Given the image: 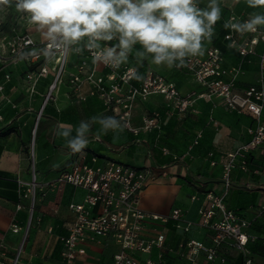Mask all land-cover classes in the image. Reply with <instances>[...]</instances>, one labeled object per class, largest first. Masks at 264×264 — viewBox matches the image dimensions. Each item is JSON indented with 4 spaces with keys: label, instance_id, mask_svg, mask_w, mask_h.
<instances>
[{
    "label": "crops",
    "instance_id": "1",
    "mask_svg": "<svg viewBox=\"0 0 264 264\" xmlns=\"http://www.w3.org/2000/svg\"><path fill=\"white\" fill-rule=\"evenodd\" d=\"M218 2L222 17L215 25L213 37L203 41V48L215 46L223 54L224 66H239L240 71L234 74L235 84L244 88L257 80L261 48L257 46L255 53L243 61L223 38L229 30L224 25L231 11L251 16L264 14V7L251 8L247 0ZM207 4L208 0H200V8H205ZM248 37V32L238 34L241 42ZM136 50L142 49L136 45ZM35 57L21 59L13 54L0 53V234L7 247V257L0 259L2 264H11L10 259L28 221L29 199L21 197L22 188H19L17 180L30 179L27 155L30 141H33L37 180L42 188L37 191L33 219L17 264H64L61 237L68 233L74 219L68 206L71 202L82 201L85 190L68 183L45 185L56 178L58 170L66 167L71 157L64 138L55 135L54 130L58 124L71 125L75 129L81 120L92 116H114L118 119L106 109L99 96L88 94L89 83L85 82L80 91L71 89L69 83L64 85L66 78L75 71V65L85 57L84 54L72 52L66 57L61 75L64 82L62 80L56 89L65 97L86 94L79 102L45 99L54 72L50 70L42 76L39 71L28 69L25 65L33 63ZM132 61L129 55L127 63ZM140 63L139 70L152 68L173 80L182 94L199 89L182 69L154 64L150 55L142 62L137 58L130 64ZM106 72V68L97 64L95 74ZM35 76L38 78L33 84ZM219 101L216 97L195 98L193 111L178 114L166 104L161 94H151L147 99L135 102L130 121L133 127L139 128L144 116L158 112L159 128H141L132 133L124 127L105 133L100 130L99 123H95L89 133L87 153L89 156L96 154L99 162L115 159L134 166H151L158 171L156 179L140 195L141 208L162 216L179 208L183 213V222L192 223L187 231L176 227L175 221L170 218L163 225H146L143 233L147 237L154 236L157 229L165 233L163 246L153 247L149 254L154 259H160V264H202L205 261L204 252L195 261L188 260L186 249L180 248L179 242L196 239L207 246L212 245L214 230L198 225L199 210L206 202L208 191L215 194L225 192L227 207L249 221L246 229L247 253L220 244L215 264H244L246 256L251 258L250 264H264V150L258 148L247 154L244 170L237 161L231 172V184L225 189L222 165L227 161L229 152L249 139L246 130L255 121L248 113L226 110ZM197 133L201 136L194 144ZM72 135H75L74 130ZM37 163L41 167L38 168ZM18 202L23 204L22 209H16ZM12 223L21 227L18 232L9 229ZM84 247L86 253L76 264H111L113 254L119 249L117 242L111 238L87 239Z\"/></svg>",
    "mask_w": 264,
    "mask_h": 264
},
{
    "label": "built area",
    "instance_id": "2",
    "mask_svg": "<svg viewBox=\"0 0 264 264\" xmlns=\"http://www.w3.org/2000/svg\"><path fill=\"white\" fill-rule=\"evenodd\" d=\"M199 7H201L200 3ZM249 18L250 16L231 11L226 22L232 20L242 23ZM228 29L224 39L239 53L243 61L248 55L255 53L257 46L261 48L257 80L244 88H239L235 84L234 74L240 71L239 66H224L221 50L215 46H208L203 48L202 55L185 57L182 64L175 66L192 77L199 87L197 91L182 94L173 80L152 68L141 71L137 65L130 63L122 64L115 69L101 64L107 72L95 74V68L99 63L93 62L91 52L86 49L85 57L78 61L75 71L71 74L72 89L80 91L85 82L89 83L91 88L88 94L99 96L106 109L123 121L124 127L132 133H137L141 128L152 130L160 127L158 112L144 116L142 126L139 128L131 125L130 117L135 102L145 100L151 94H161L166 104L178 114L193 111L195 98L216 97L226 110L252 115L255 123L248 126L246 130L249 139L229 152L227 161L222 165V179L226 189L231 184V172L237 165V161L240 168L244 170L247 166V154L258 148L264 150V25L258 26L254 32H248L249 37L242 42L238 39L239 32ZM32 43V39L28 36L22 37L10 44L11 52L16 54ZM46 43L47 41L44 47ZM101 43L111 46L108 42ZM66 57L67 55H60V67L49 90L60 81ZM46 73V67H42L39 71V75ZM137 73L142 76V79L134 78ZM1 88L2 85H0ZM80 97L84 99L85 96ZM49 98L50 92L46 95V99ZM213 105L215 106L216 103ZM200 136L201 134L197 133L194 144L198 142ZM69 152L71 153L69 164L58 170L53 181L45 184L53 186L56 183H68L85 190L82 201L71 202L68 206L74 214V219L69 225L68 233L61 237V257L64 264H76V261L86 253L84 242L92 238H111L117 242L119 249L113 254L111 264H160V259H154L149 254L153 247L163 246L165 233L162 229L156 228L155 235L147 237L143 233L146 225L149 223L163 225L170 218L175 221L176 227L187 231L192 223L183 222V213L179 208H174L168 215L162 216L140 207V195L146 186L156 179L158 171L151 166H134L115 159H104L99 162L97 155L89 156L86 148L79 153H73L71 150ZM29 154L30 179L17 180L19 188H22L21 197L29 199L28 221L10 259L11 264H17L19 261L33 219L37 191L42 188L37 180L33 146L29 149ZM224 193L215 194L208 191L205 194L206 202L199 210L198 225L209 226L215 232L212 245L207 246L196 239L179 242V247L186 249V257L191 262L204 252L205 261L202 264H215L217 247L220 244L247 253L246 229L249 221L227 207L224 202ZM23 207L22 203H16L17 210ZM20 228L15 223L9 227L12 232H18ZM6 257L7 247L0 234V259ZM0 263L2 264L3 261L0 260ZM250 263L251 258L246 256L244 264Z\"/></svg>",
    "mask_w": 264,
    "mask_h": 264
},
{
    "label": "clouds",
    "instance_id": "3",
    "mask_svg": "<svg viewBox=\"0 0 264 264\" xmlns=\"http://www.w3.org/2000/svg\"><path fill=\"white\" fill-rule=\"evenodd\" d=\"M200 0H0V11L14 5L18 13L27 14L46 46L21 52L20 58L43 55L53 59L72 52H91L94 63L119 68L128 62L136 45V57L142 62L150 55L157 65L179 66L188 56L203 54V41L210 40L215 25L222 17L218 0H208L205 8ZM251 8L264 7V0H247ZM264 25V14H253L247 21L225 23L241 34L254 32ZM116 41L114 45L106 43ZM135 79H142L138 73ZM101 131L122 130L124 122L114 116H92L71 125L58 124L55 135L64 138L73 152L88 145L92 125ZM73 130L75 135H72Z\"/></svg>",
    "mask_w": 264,
    "mask_h": 264
},
{
    "label": "rangeland",
    "instance_id": "4",
    "mask_svg": "<svg viewBox=\"0 0 264 264\" xmlns=\"http://www.w3.org/2000/svg\"><path fill=\"white\" fill-rule=\"evenodd\" d=\"M25 36H28L29 38H31L33 43L31 45L23 47L16 54L12 53L11 48H10V44L13 41H18L22 37H25ZM45 42H46V40L44 39L42 34L36 30V27L34 25H32L28 22L27 14L18 13L16 11L14 5H12L10 7H6L5 11H0V53L1 52L3 54L8 53V54H13L17 57H20L21 52L31 51L32 49L39 50V49L43 48ZM111 42L113 44L116 43L115 40L111 41ZM108 43H110V42H108ZM138 46H140V45H138ZM135 53L136 52L133 49V52L130 54V57L132 58V60L137 59ZM70 54H68L67 56H69ZM83 54L86 55L85 50H84ZM59 57H60V55H57L55 58L49 60V59H46L43 55H38L35 57V61H33V63L31 62L30 65L27 64L25 66L28 69H34L36 71H40L42 67H46L47 72H49L50 70L53 71L54 76H53L52 81L50 82V84H53L55 74L59 70V67H60V58ZM65 65H66V62H65ZM64 67L65 66H63V68ZM61 75H62V72H61ZM61 75H60V81L56 82V86L53 89L49 90V86H50V84H49V86H48V92H50V98L49 99L59 100V101L60 100H73V101L75 100V102H77V101L79 102L80 100H82V98L80 96H86V94L79 93L80 94L79 96H77L76 94L75 95L73 94L72 96L65 97L64 95H62V93L59 90H56L57 86L59 84H61V81L63 80L61 78ZM63 75H64V73H63ZM42 76H45V75H42ZM37 78H38V76H35L34 79L33 78H29V79L30 80L33 79V84H34L36 82ZM70 80H71V75L68 78H66V80H65L66 83H64V85L69 83L71 86V89H72V84H71ZM63 82H64V80H63ZM178 89H179V87H178ZM28 146H29L28 148L30 149L31 146H33V141H30V145H28ZM27 155L29 157V155H30L29 152ZM37 167L38 168L41 167V164L37 163Z\"/></svg>",
    "mask_w": 264,
    "mask_h": 264
},
{
    "label": "trees",
    "instance_id": "5",
    "mask_svg": "<svg viewBox=\"0 0 264 264\" xmlns=\"http://www.w3.org/2000/svg\"><path fill=\"white\" fill-rule=\"evenodd\" d=\"M223 38H224V35H223ZM226 41H227V40H226ZM110 44H111V45H114L112 42H110ZM137 46H138V45H137ZM135 61H136V60H133L132 62H135ZM132 62H130V63H132ZM137 66H138V68H141V63L138 64Z\"/></svg>",
    "mask_w": 264,
    "mask_h": 264
}]
</instances>
